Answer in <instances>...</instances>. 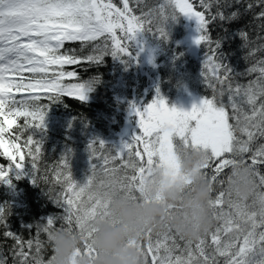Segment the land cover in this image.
<instances>
[{
    "label": "snow or ice",
    "instance_id": "snow-or-ice-1",
    "mask_svg": "<svg viewBox=\"0 0 264 264\" xmlns=\"http://www.w3.org/2000/svg\"><path fill=\"white\" fill-rule=\"evenodd\" d=\"M213 3L220 0H201L206 10ZM141 4L142 0H119V4L114 0H0V157L10 162L7 167L0 165V182L11 184L14 175L20 179L28 167L24 163L27 156L32 160V182L37 185L36 160L43 140L34 136L37 130H46L51 104L65 96L82 102L89 99L95 81H80L77 72L66 71V66L99 64L108 55L131 58L132 42L139 46V37L145 33L166 39V25L177 14L197 21L200 34L195 43L209 47L202 76L212 90L211 96L191 110L169 107L159 90L157 98L142 109L133 104L140 131L119 148L103 140L90 143L92 164L84 182L73 176L71 153L62 156L61 171L55 176L61 191L51 196L61 213L38 222L33 240L25 241L10 230L11 206L0 205L3 235L15 242L10 249L13 264H51L52 256L46 262L40 258L39 235L46 234L51 243L57 230L79 236L78 254L97 255L96 224L103 221L116 226L119 222L111 211L112 200L118 196L146 199L145 180L153 168L179 178L178 153L190 149L207 154L203 171L216 185L210 201L215 227L198 240L182 237L171 225L158 232L146 229L140 240L128 245L140 251L145 264H264V144L253 147L264 138V61L234 75L219 51L221 41L207 35L210 22L232 21L239 15L236 12L226 16L217 10L206 19L205 12L195 10L190 0H165L148 11ZM258 18H264V11ZM239 35L247 39L246 33ZM67 42H79L80 51L90 52L79 56L75 49L62 51ZM252 73L258 74L256 79L246 84L236 79ZM71 80L77 82H65ZM42 99L50 104H40ZM26 131L32 134L22 139ZM239 158L252 170L254 192L249 200H242L228 186ZM185 184L190 190L186 177ZM0 264H7L2 252Z\"/></svg>",
    "mask_w": 264,
    "mask_h": 264
},
{
    "label": "trees",
    "instance_id": "trees-1",
    "mask_svg": "<svg viewBox=\"0 0 264 264\" xmlns=\"http://www.w3.org/2000/svg\"><path fill=\"white\" fill-rule=\"evenodd\" d=\"M114 2L119 4V0ZM162 2L165 0H142L141 7L148 11ZM190 2L196 10L205 12L206 19L215 15L217 10L226 16L233 12L239 14L232 21L217 19L210 22L207 31V35L213 41L218 39L221 41L219 51L222 53L224 63L233 69L234 75L246 72L258 61H264V18H258V14L264 11V4H260L259 0H220L219 4L213 3L210 10L201 5V0ZM225 3L230 6H224ZM249 3L253 5L252 9L247 8ZM187 20L197 25V21L177 14V18L166 25L168 33L166 39L151 33L139 37L140 49L146 48L150 55L147 67L140 68L135 62V58L141 56L140 49L134 42L129 47V51L134 54L131 58L108 55L99 64L81 63L66 66V71L77 72L80 81L94 80L93 91L84 102L65 96L59 102L51 104L45 119L46 130L43 133L37 130L34 136L37 140H43L42 151L36 160L37 185L32 182V170L29 166L32 160L27 156L24 163L28 167L20 179H16L14 175L11 184L0 182V205L8 203L11 206L10 215L7 216L11 231L25 241L33 240L36 237L35 225L38 222L42 223L41 220L49 215L61 213V209L51 200V196L61 191L55 176L61 171L62 156L71 153L73 176L77 181L84 182L90 174L92 164L90 143L103 140L110 147L119 148L122 142L131 141L132 128L138 123L132 105L139 104L143 98L144 88L154 79L157 80L156 89L165 92L168 99L174 97L183 84L188 85L202 98L212 95V90L207 89L202 76L203 63L209 54V47L207 44H201L193 51L192 46L196 44L195 40L200 33L197 31L196 38L190 40ZM241 32L246 33V40L239 35ZM212 47L214 48L215 44ZM72 49H75L79 56L88 55L90 52V49L80 51L79 42H67L62 51ZM207 71L211 75V67ZM146 73L152 78L148 79ZM257 75V73L241 75L236 79L246 84L256 79ZM65 82L75 83L77 80ZM157 90L152 92L151 96L154 97ZM148 100L149 96L144 104L148 103ZM225 101L227 102L226 96ZM39 103L48 105L50 101L42 99ZM144 104L140 105L141 109ZM139 131L140 129H136L135 133ZM30 134L31 131L24 132L22 139H27ZM258 144H264V138L258 139L253 147ZM97 149L99 154L98 145ZM9 163L5 157H0V165L7 167ZM27 225L33 227L28 229ZM4 231L5 228L0 225V252L7 258V264H13L10 249L15 242L6 239ZM39 240L43 244L40 258L46 262L52 256L51 246L47 242V235L42 232Z\"/></svg>",
    "mask_w": 264,
    "mask_h": 264
},
{
    "label": "clouds",
    "instance_id": "clouds-1",
    "mask_svg": "<svg viewBox=\"0 0 264 264\" xmlns=\"http://www.w3.org/2000/svg\"><path fill=\"white\" fill-rule=\"evenodd\" d=\"M179 178L165 175V170L153 168L145 180L146 199L129 200L122 196L111 202V211L118 217L116 226L100 221L96 224L95 249L97 255L78 254L81 248L79 236L68 230H57L51 239V264H145L140 251L128 245L140 240L146 229L153 232L167 225L182 237L198 240L215 227L210 201L216 185L203 169L207 154L190 149L178 153ZM231 190L242 200L253 196L252 170L243 158L232 169ZM191 181V189L185 184ZM150 201V202H148Z\"/></svg>",
    "mask_w": 264,
    "mask_h": 264
},
{
    "label": "rangeland",
    "instance_id": "rangeland-1",
    "mask_svg": "<svg viewBox=\"0 0 264 264\" xmlns=\"http://www.w3.org/2000/svg\"><path fill=\"white\" fill-rule=\"evenodd\" d=\"M164 99L167 100L169 107H176L183 110H191L194 104H199L202 100L190 87L186 84L181 85V88L178 89V92L170 100L167 98V94L162 92L159 93ZM157 98V94H155Z\"/></svg>",
    "mask_w": 264,
    "mask_h": 264
},
{
    "label": "water",
    "instance_id": "water-1",
    "mask_svg": "<svg viewBox=\"0 0 264 264\" xmlns=\"http://www.w3.org/2000/svg\"><path fill=\"white\" fill-rule=\"evenodd\" d=\"M190 29H193V27H190ZM194 36L192 35L191 38H193Z\"/></svg>",
    "mask_w": 264,
    "mask_h": 264
}]
</instances>
